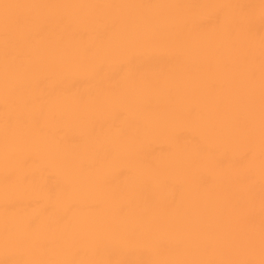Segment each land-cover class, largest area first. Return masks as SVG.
Listing matches in <instances>:
<instances>
[{
  "label": "bare ground",
  "instance_id": "obj_1",
  "mask_svg": "<svg viewBox=\"0 0 264 264\" xmlns=\"http://www.w3.org/2000/svg\"><path fill=\"white\" fill-rule=\"evenodd\" d=\"M0 264H264V0H0Z\"/></svg>",
  "mask_w": 264,
  "mask_h": 264
}]
</instances>
